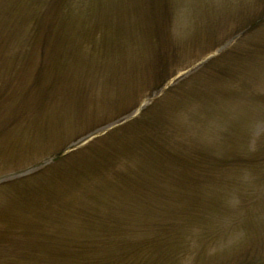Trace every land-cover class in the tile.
Returning <instances> with one entry per match:
<instances>
[{
    "label": "rangeland",
    "instance_id": "1",
    "mask_svg": "<svg viewBox=\"0 0 264 264\" xmlns=\"http://www.w3.org/2000/svg\"><path fill=\"white\" fill-rule=\"evenodd\" d=\"M0 264H264V0H0Z\"/></svg>",
    "mask_w": 264,
    "mask_h": 264
}]
</instances>
